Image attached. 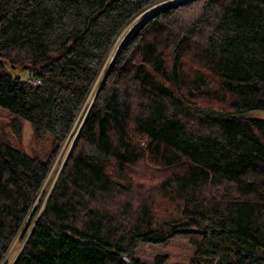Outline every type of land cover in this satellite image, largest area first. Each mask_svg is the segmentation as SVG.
<instances>
[{
	"label": "trees",
	"instance_id": "trees-1",
	"mask_svg": "<svg viewBox=\"0 0 264 264\" xmlns=\"http://www.w3.org/2000/svg\"><path fill=\"white\" fill-rule=\"evenodd\" d=\"M174 1L0 0V109L38 146L0 140V264L18 235L11 264H144L181 237L188 261L152 264H264V0Z\"/></svg>",
	"mask_w": 264,
	"mask_h": 264
},
{
	"label": "rangeland",
	"instance_id": "rangeland-1",
	"mask_svg": "<svg viewBox=\"0 0 264 264\" xmlns=\"http://www.w3.org/2000/svg\"><path fill=\"white\" fill-rule=\"evenodd\" d=\"M182 0H175L173 3L179 2ZM141 18L138 19V22ZM137 22H135L134 25H136ZM133 25V26H134ZM132 26V27H133ZM122 40H118L117 47L121 43ZM110 61V59H109ZM108 61V63H109ZM107 63V64H108ZM106 64V66H107ZM104 67L103 71L100 74V79L98 82L97 87L93 90V95H95L98 87L101 84V81L107 72V67ZM17 72H20L17 70ZM24 76V74H22ZM209 78V77H208ZM197 100L200 102L203 100L204 106L212 105L213 107L219 108L221 107L220 104L215 105V102L205 100L202 98H197ZM256 115H260L259 113H256ZM13 120V117L8 114L6 111L0 109V140L4 142H8L10 145H12L15 148L21 149L24 152L28 153L29 155L34 154V151L38 150V146L35 145L33 139H32V131L31 127L28 122H20L21 123V135L20 138H17L12 131L10 124ZM80 133V131H79ZM79 133L74 137L72 136L66 143L65 146L63 144L61 145L60 149L58 150L56 156L54 157L49 173L50 176L48 179L44 182L42 189L40 190L38 197L35 201V203H39L42 201L44 203V200L51 192V189L53 185L55 184L58 175L60 174L61 170L63 169L67 159L70 157V155L73 152V149L75 147V144L78 140ZM51 171V172H50ZM144 172V166L143 163H139L137 167H135L133 173L131 176L136 179L138 182H141L143 180H151V182H154L158 180L162 175H152V179H149L148 177L142 178L140 175ZM142 178V179H141ZM148 183H150L148 181ZM160 209V208H159ZM27 221H25L24 227H27ZM21 235V232H20ZM191 239H198L195 237H181L178 238L172 242H170L167 245H164L163 247H151V246H140L136 252V258L144 263V264H152V260L155 255L157 254H163L166 255L169 259V262H186L191 257L193 253V249L190 245ZM23 246V242L21 241V237L16 238V240L13 242V244L10 247V250L8 251L7 255L5 256L4 262L6 264H11L13 260L16 258L17 254L19 253L21 247Z\"/></svg>",
	"mask_w": 264,
	"mask_h": 264
},
{
	"label": "built area",
	"instance_id": "built-area-1",
	"mask_svg": "<svg viewBox=\"0 0 264 264\" xmlns=\"http://www.w3.org/2000/svg\"><path fill=\"white\" fill-rule=\"evenodd\" d=\"M131 28H132V27H131ZM34 83H38V81H35ZM92 94H93V92H92ZM92 94L89 95L88 99L86 100V102H85L84 105L82 106L81 110L79 111L78 115L76 116V119H75V121H74V124H73V126H72V129L70 130L69 134L67 135V137H66V139H65V141H64V143H63V146L66 145L67 141H68L72 136L75 137V136L79 133V131H80L81 127H82L83 121H84V119H85V116H86V114H87V112H88V110H89V108H90V106H91V103H92V101H93L94 95L92 96ZM50 172H51V171H50ZM49 176H50V173H48V175H47L45 181L48 179ZM42 187H43V186H42ZM41 189H42V188H41Z\"/></svg>",
	"mask_w": 264,
	"mask_h": 264
},
{
	"label": "water",
	"instance_id": "water-1",
	"mask_svg": "<svg viewBox=\"0 0 264 264\" xmlns=\"http://www.w3.org/2000/svg\"><path fill=\"white\" fill-rule=\"evenodd\" d=\"M19 77H17V79H18Z\"/></svg>",
	"mask_w": 264,
	"mask_h": 264
}]
</instances>
